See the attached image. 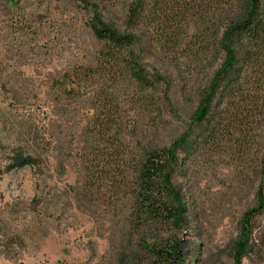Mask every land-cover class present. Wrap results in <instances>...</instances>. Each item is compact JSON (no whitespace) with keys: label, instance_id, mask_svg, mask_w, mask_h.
Here are the masks:
<instances>
[{"label":"rangeland","instance_id":"obj_1","mask_svg":"<svg viewBox=\"0 0 264 264\" xmlns=\"http://www.w3.org/2000/svg\"><path fill=\"white\" fill-rule=\"evenodd\" d=\"M130 2L0 0V264H264V210L241 239L264 177V50L239 64L240 82L214 103L204 129L193 115L234 18L213 0L194 8L151 0V17L135 29L136 51L158 81L149 90L123 75L66 76L96 64L104 41L92 18L128 29ZM100 87L116 91L106 99L115 123L101 133ZM187 130L173 172L184 222L137 219L119 187L125 144L128 163L139 162ZM22 158L31 161L15 163ZM174 241L181 259L144 246Z\"/></svg>","mask_w":264,"mask_h":264},{"label":"trees","instance_id":"obj_2","mask_svg":"<svg viewBox=\"0 0 264 264\" xmlns=\"http://www.w3.org/2000/svg\"><path fill=\"white\" fill-rule=\"evenodd\" d=\"M165 3L168 0H159ZM194 8L196 2L201 0H180ZM218 6L219 13L225 10L233 11L234 18L226 25L220 43L225 51V58L221 67L208 86L205 96L201 99L194 115L193 123L204 129L205 122L213 112L215 102L225 98L229 91L240 82L236 77L240 72V63L253 61L264 50V0H213ZM185 9V8H183ZM151 0H131L127 10L126 24L128 29L122 30L99 16H94L91 26L95 35L104 41L99 50L95 65L79 66L66 76H74L79 81L85 76L100 75L104 80L124 76L135 80L142 90H149L158 81L154 74L142 62L135 45L139 40L136 27L151 17ZM76 86L79 83L76 82ZM115 89L105 91L98 88L97 94L104 96L103 107L107 112L96 116V125L101 129L110 128L115 123L116 112L110 110L111 102L106 99L115 94ZM104 108V109H105ZM189 130L183 132L169 145L152 148L145 152L139 162L128 163L126 144L122 155L123 173L119 187L125 196L132 200L133 210L137 219L159 217L174 225L184 222L185 203L181 192L173 182L174 166L178 158L179 148L189 142ZM30 158H22L15 163L25 165ZM16 165V164H15ZM9 168V167H8ZM264 170V158H263ZM264 210V177L261 179L257 191V203L248 207L242 217L241 239L251 233L252 220ZM243 241L241 242V244ZM145 247L159 259L167 254L173 259H181L180 243L174 241L171 245L158 246L146 242Z\"/></svg>","mask_w":264,"mask_h":264}]
</instances>
